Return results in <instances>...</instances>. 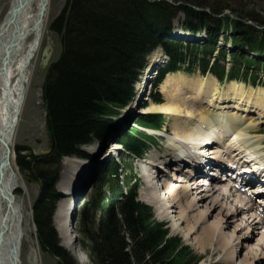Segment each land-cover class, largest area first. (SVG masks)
<instances>
[{
  "label": "trees",
  "instance_id": "trees-1",
  "mask_svg": "<svg viewBox=\"0 0 264 264\" xmlns=\"http://www.w3.org/2000/svg\"><path fill=\"white\" fill-rule=\"evenodd\" d=\"M243 5L236 0H68L51 23L60 54L47 69L41 89L51 151L27 160L18 154L16 161L38 187L32 203L36 239L55 264H76L59 246L52 226L60 199L55 191L60 161L85 156L80 147L102 140L113 128L114 119L129 105L151 52L160 48L169 59L154 82L155 102L161 100L157 86L166 73L194 67L218 82L264 87V10ZM179 15L182 31L204 32L207 42L183 45L168 39ZM220 39L224 47L230 45L229 51L217 47ZM139 123L158 129L162 119L147 117ZM119 141L124 146L122 160L142 159L155 143L134 129ZM120 169L112 163L99 175L76 217L77 243L88 253L90 264H198L199 257L155 221L151 208L137 201L139 180L130 173L123 177ZM98 212L99 224L92 229Z\"/></svg>",
  "mask_w": 264,
  "mask_h": 264
},
{
  "label": "bare ground",
  "instance_id": "bare-ground-1",
  "mask_svg": "<svg viewBox=\"0 0 264 264\" xmlns=\"http://www.w3.org/2000/svg\"><path fill=\"white\" fill-rule=\"evenodd\" d=\"M43 2L44 0H8L7 11L0 20V39L3 46L11 48L6 55L4 69L0 73V159L4 152L2 142H7L8 148H11L23 103L21 97L24 98L23 80L26 65L33 57L35 59L47 25L49 0L45 1L43 13L41 17L39 16ZM172 36L182 39L181 34L178 33H173ZM1 55H3L2 49H0V62ZM156 62L157 59L150 57L146 74L143 75V80L138 86L139 94L144 87L150 86L149 83L147 84L148 71L156 66ZM216 84L215 79L209 76L191 80L180 72L169 74L159 87L164 97L163 102L160 105L147 107L141 112L145 115L169 116L173 121V133L179 141L193 138L203 142L209 139L211 148L207 155L203 150L192 157L190 152L186 149L182 150L179 144L168 142L170 145L166 144V146L177 149L183 160L175 159V156L169 153L164 157H149L147 161H138L145 174L140 200L152 206L160 219H168L171 214H175L177 220L174 222V228L178 230L183 226L190 237L194 236L193 241L201 251L208 244L214 245L213 254L222 252L224 264H264V213L251 201L246 202L243 196L242 198L237 196L234 193L237 191L231 188L226 190L223 184L215 191L214 188L202 189L203 185L194 181L192 175L195 168L208 166L213 161L217 166H224L227 163L236 166L238 173L243 177L251 171L249 163L241 162L247 156H244V152H248L258 162L264 163L262 161L264 158L253 149V145L250 147V142L240 139L243 135L241 132L260 133L259 129H252L251 124L255 121L264 124V89L246 87L241 82H229L220 88ZM17 89L20 95H17ZM130 112L133 113L131 110ZM131 115H128V118ZM122 123L124 124V122L120 124ZM258 141L264 149V138ZM118 149L116 145L110 148L113 151ZM228 155L229 158L231 157L229 160L225 159ZM77 164L73 165V160H68L64 164L62 181L57 185L68 199L73 174L81 166L79 162ZM243 170L246 171L245 174ZM203 177L212 179L208 174ZM244 179L249 178L244 176ZM0 180L3 183V192H0V256L3 260L5 253L2 251L9 248L12 240L19 239L21 245L26 232L23 228V220L27 219V216L29 218V215L23 209L22 199L16 195L17 189L25 187L20 182L19 174L10 160L1 173ZM256 188L249 194L255 193ZM229 201L233 206L228 204ZM71 204L73 208V203ZM62 214L60 207L56 217L61 218ZM257 218L258 224L254 225ZM210 219L213 221L210 222ZM26 221L30 224L31 220ZM231 228L232 234H226ZM247 228H251L252 237L259 235L257 241L261 250L255 251L243 245L246 253L243 254L240 262L236 263L232 248L235 247L236 241H243V238L236 236V233ZM55 230L64 248L77 256L82 255L72 239L65 220H58ZM238 245L236 244L237 247Z\"/></svg>",
  "mask_w": 264,
  "mask_h": 264
},
{
  "label": "rangeland",
  "instance_id": "rangeland-1",
  "mask_svg": "<svg viewBox=\"0 0 264 264\" xmlns=\"http://www.w3.org/2000/svg\"><path fill=\"white\" fill-rule=\"evenodd\" d=\"M236 1H238V3L244 4L245 5V6L243 5L244 7L253 6L254 9H257V10L259 9V11L264 10V0H236ZM7 2H8V0H0V20H2V17L5 15V13L7 11ZM67 2H68V0H49L48 9H47V12H48L47 25H46V28L44 29V31L47 29L49 30L51 23L55 20V18L67 6ZM223 15H229V13L224 12ZM261 15H264V14H261ZM177 22L178 21H176V24H177ZM0 23H1V21H0ZM51 40H52V44H53V53H52V56H51V59L49 61L48 66L57 60V58L59 56V52H60V45H59L58 38H56V36L54 34H51ZM43 41H44V37H43L42 43H43ZM39 49H40V50H38L39 53L38 52L36 53L37 55H35V59L33 57L27 63L26 72L24 74L23 91H24L25 98H24V102L22 103L23 104L22 107H20L22 110H20L21 115L19 116L20 117L19 123H18L17 128L15 129L16 131L14 134V139L11 142V147H12V150L14 151V158L15 159L18 156V153L20 156L23 157V160H27L29 155H42L47 149H49V146H50V138H49V135L47 134L46 129H45V119H44L45 109L42 106V102L40 99L41 85H42V82L44 80L45 74L47 72L48 66L44 69H41V70L38 69V65H39V62L41 59V47ZM152 56L157 58V54H153V55H151V57ZM196 70H197V67H195L194 70L190 71L189 72L190 74L184 73L183 71H181L180 73L182 75H184L185 77L191 79V80H198L201 77ZM209 80L212 81L211 79H209ZM151 85H152V83H151ZM216 86L218 88H220V87L225 86V84L224 85L216 84ZM18 94L20 95L19 90H18L17 95ZM162 100H164L163 95H162ZM126 116H127L126 112H123L121 114L120 118L118 120L117 119L116 120L119 121L120 119H124V117L126 118ZM252 117H254V116L252 115ZM246 124H248V123H246ZM162 125L163 126H162L161 132H164V129H166V130H169V129L172 130L173 129V121L171 118L170 119H164V123ZM197 125H199V123ZM251 126H252V129L253 128L259 129L260 133L259 134H252V133L249 134V133L241 132V134H243V135L240 136V139L244 142L245 141L250 142V144L248 143L250 145V147H251V145H253V147H254L253 149H256L258 151V154L264 158V149L258 141V140L264 138V124L257 123V121H255L251 124ZM109 133H112V132H109ZM152 134H154V133H152ZM117 135H118L117 137L120 138V137H122L123 133H121V131H118ZM111 138L113 139V138H115V136L112 135V136H110V139ZM90 148H88V152H89ZM93 153H94V150H92V151L90 150V154H93ZM166 154H167L166 150L164 148L160 147L159 149L152 151L150 155L145 156L143 158L144 160L142 159V161H147V158H149V157H162V156L164 157ZM99 158H100V156H99ZM225 159H227V158H225ZM14 160L12 161V164L15 166ZM101 160L102 159H100L99 161H101ZM118 161H119V158H118ZM262 161H264V159ZM132 162H133L132 165H129L130 163H126L123 165L124 162L121 163V161H120V164H122L123 169H125L127 172H124V170L120 169L119 173H122L123 177H126V175H128L130 173L136 179L140 180L141 187L138 191V199L140 200V192H141L140 190L142 189V187L145 183V177H144L145 174H144L143 169H142V167L138 161L133 160ZM63 163L64 162H62V164H60V173H59L57 185L59 184L60 181H62V172L64 169ZM73 165H78V164L73 162ZM106 165L107 164H105V165L100 164V165H98V167H99L98 169L101 170ZM15 168L17 169L16 166H15ZM86 172L87 171H85L84 174H86ZM20 174L22 176V178H21L19 175L20 182L24 185L25 188L24 189H18L16 191V195L22 199L23 209L29 215V218L27 216V219L23 220V228L26 232H25V235L21 241V246H20V263L21 264H55L54 258H52L51 256H48L47 254L41 252V250L39 249V246H38V243H37V240L35 237V229H34V226L32 223V218H31V204H32L33 198L36 195V190H34L32 183H30L28 181V179L24 176V174H22L21 171H20ZM80 181H82V178L80 179ZM88 181H89V179L87 178L85 180V182L84 183L82 182L80 185V188L83 190V194L85 196L90 193V187L87 186L88 184H86ZM56 187L62 191V189H60L59 186H56ZM25 190H26V192H25ZM65 201H66L65 199H62V201L60 202V206L62 204H64ZM141 202H143V201H141ZM228 204H230V206H233V203L231 201H229ZM79 208H81V206H79ZM151 209L153 211L155 221L158 223L165 224L166 227L169 229V231H170L169 233L171 236H173V237L177 236L178 238H180L181 241L183 242V244L185 246H187L192 251V253L194 255L199 257L200 261L198 264H224V262L222 261L224 254L222 252L219 254H213L214 253V245L208 244L201 251L196 247V245L193 241L194 236L190 237L189 233L186 231V229L183 228V226H181L180 229H178V230L176 228H174V224H175L174 222L177 220V217L175 214H171L168 219H160L159 215L156 213L155 209L152 206H151ZM240 218L242 219V217H240ZM28 219H29V221L31 220L30 224H28L26 221ZM172 219H173V221H172ZM58 220H61V218H59V217L56 218V216H55L54 217V223L57 222ZM211 221H213V219H210V222ZM258 221H259V219L257 218L254 222V225H257ZM71 227H72L71 233H72V235L75 236L76 231H75L74 220L72 221ZM252 229H254L253 226H252ZM261 229H262V227H261ZM177 231H179V232H177ZM245 232L247 233L246 235H245ZM251 232H252L251 228H247L243 231L236 233V236L243 238V241H241V240H240V242L236 241L235 245H234L235 247L232 248V251L235 252L236 263H239L241 258L243 257V254L246 253V250L243 249V245H246L247 247H249L255 251L261 250L260 243H258V241H257V239L259 238V235L252 237ZM226 234H229V235L232 234V228L229 229V231H226ZM60 244H61V239H60ZM236 244H239L238 247L236 246ZM62 248L64 250H66L67 252H69V254L72 256V258L75 260V262L77 264H84L85 258L87 261L89 260L88 254L86 253L87 254L86 255L85 252L80 248V246H79V249L81 250V254H82L80 256H77L74 252L64 248L63 246H62Z\"/></svg>",
  "mask_w": 264,
  "mask_h": 264
},
{
  "label": "water",
  "instance_id": "water-1",
  "mask_svg": "<svg viewBox=\"0 0 264 264\" xmlns=\"http://www.w3.org/2000/svg\"><path fill=\"white\" fill-rule=\"evenodd\" d=\"M45 1L42 4V8L40 9L39 12V16L41 17L42 13H43V6L45 5ZM0 49L3 50V55H1V62H0V73L3 71L4 69V62L6 60V55L9 53V51L11 50L10 47H7L6 45L3 46L2 41L0 39ZM52 51H53V46L50 42V35L49 32L46 31L45 33V42H44V46L42 49V53H41V61L39 64V69H43L47 66L50 57L52 55ZM23 99V97H21V100ZM20 100V103H21ZM15 109V108H14ZM11 110V107L9 109V112ZM14 111V110H13ZM13 111H11V114L13 113ZM15 114V113H14ZM18 114V110L16 111V117ZM8 121H10V119H8ZM16 120H14L15 122ZM3 146H4V152L1 156L0 159V175L3 172L4 168L8 165V158H9V154H10V150L8 148V144L7 142L3 141ZM84 170L82 172V174H84ZM81 174V173H80ZM0 192H3V185H2V181L0 180ZM9 200V199H8ZM19 247H20V241L19 239L16 240H12L10 243V246L7 250L2 251L3 253H5V258L2 260L1 256H0V264H20L19 261Z\"/></svg>",
  "mask_w": 264,
  "mask_h": 264
}]
</instances>
